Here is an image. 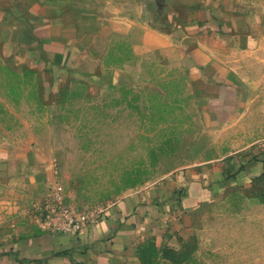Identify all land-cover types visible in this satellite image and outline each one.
Segmentation results:
<instances>
[{
	"label": "rangeland",
	"instance_id": "obj_1",
	"mask_svg": "<svg viewBox=\"0 0 264 264\" xmlns=\"http://www.w3.org/2000/svg\"><path fill=\"white\" fill-rule=\"evenodd\" d=\"M37 1L59 6L55 15L75 23L87 15L105 23L156 19L167 29L169 18L211 7L225 22L252 18L264 27V0ZM13 26L24 41L25 26L23 32L21 23ZM80 36L96 48L92 67L53 61L29 46L13 52L0 39V149L30 155L48 171L45 185L27 175L5 182L6 215L24 209L60 221L64 212L83 211L90 219L133 189L168 184L175 192L193 178L208 186L211 200L199 226L147 264H264V168L233 177L263 159V105L232 109L236 114L224 118L219 102H207L183 65L162 59L157 48L116 31Z\"/></svg>",
	"mask_w": 264,
	"mask_h": 264
},
{
	"label": "crops",
	"instance_id": "obj_2",
	"mask_svg": "<svg viewBox=\"0 0 264 264\" xmlns=\"http://www.w3.org/2000/svg\"><path fill=\"white\" fill-rule=\"evenodd\" d=\"M56 7L37 0H0V39L10 43L13 52L29 46L50 60H69L84 69L90 63L92 67L96 48L80 35L116 31L133 44L157 48L166 61L181 63L206 101L219 102L220 116H234L232 109L264 107V27L259 19L225 22L211 7H199L185 18H169L163 29L156 19L135 24L111 17L105 23L87 15L75 23L73 16L55 15ZM15 10L17 14L10 16ZM14 23H21L22 32L25 26L24 41L16 38L20 29H12ZM262 157L245 170L237 168L234 179L244 171L252 176L262 170ZM0 165V173L8 174L0 177V264H139L136 248L141 242L177 247L199 226L198 217L211 202L208 186L197 179L182 181L175 192L168 184L151 185L120 196L76 234L54 232L40 227L24 209L15 214L13 207L15 215L7 216L11 206L4 210L1 198L5 182L13 177L27 175L35 184H47L46 165L33 162L30 155L5 154L1 149Z\"/></svg>",
	"mask_w": 264,
	"mask_h": 264
},
{
	"label": "built area",
	"instance_id": "obj_3",
	"mask_svg": "<svg viewBox=\"0 0 264 264\" xmlns=\"http://www.w3.org/2000/svg\"><path fill=\"white\" fill-rule=\"evenodd\" d=\"M100 214H102V212L95 216H92L89 219L87 213L83 211L64 212L63 219L58 221L57 216L50 217V215L46 212L45 216L48 217V219H41L40 217L34 216L33 220L36 221L40 227L45 228L49 231L76 234L89 221H93Z\"/></svg>",
	"mask_w": 264,
	"mask_h": 264
},
{
	"label": "trees",
	"instance_id": "obj_4",
	"mask_svg": "<svg viewBox=\"0 0 264 264\" xmlns=\"http://www.w3.org/2000/svg\"><path fill=\"white\" fill-rule=\"evenodd\" d=\"M169 248V246H163L162 248L158 249L156 245L150 240L141 242L136 248L139 264L151 263L154 259L153 256L155 255L156 251H164L168 250Z\"/></svg>",
	"mask_w": 264,
	"mask_h": 264
}]
</instances>
